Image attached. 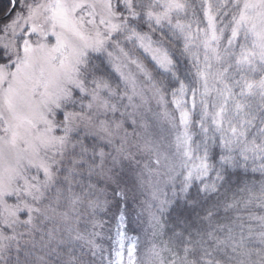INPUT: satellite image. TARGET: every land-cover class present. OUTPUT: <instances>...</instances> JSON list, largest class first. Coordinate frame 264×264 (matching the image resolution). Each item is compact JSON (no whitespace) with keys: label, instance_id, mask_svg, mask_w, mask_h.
Returning <instances> with one entry per match:
<instances>
[{"label":"snow or ice","instance_id":"1","mask_svg":"<svg viewBox=\"0 0 264 264\" xmlns=\"http://www.w3.org/2000/svg\"><path fill=\"white\" fill-rule=\"evenodd\" d=\"M9 5L0 264H264V0Z\"/></svg>","mask_w":264,"mask_h":264},{"label":"trees","instance_id":"2","mask_svg":"<svg viewBox=\"0 0 264 264\" xmlns=\"http://www.w3.org/2000/svg\"><path fill=\"white\" fill-rule=\"evenodd\" d=\"M9 8V0H0V15H2ZM115 220H112L108 225H106L105 232L106 235H114L115 231Z\"/></svg>","mask_w":264,"mask_h":264},{"label":"rangeland","instance_id":"3","mask_svg":"<svg viewBox=\"0 0 264 264\" xmlns=\"http://www.w3.org/2000/svg\"><path fill=\"white\" fill-rule=\"evenodd\" d=\"M9 7H10V5H9ZM8 9H9V8H8ZM8 9H7V10H8Z\"/></svg>","mask_w":264,"mask_h":264}]
</instances>
